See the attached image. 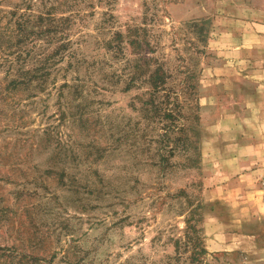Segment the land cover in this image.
Returning a JSON list of instances; mask_svg holds the SVG:
<instances>
[{
	"label": "rangeland",
	"instance_id": "obj_1",
	"mask_svg": "<svg viewBox=\"0 0 264 264\" xmlns=\"http://www.w3.org/2000/svg\"><path fill=\"white\" fill-rule=\"evenodd\" d=\"M0 264H264V0H0Z\"/></svg>",
	"mask_w": 264,
	"mask_h": 264
},
{
	"label": "trees",
	"instance_id": "obj_2",
	"mask_svg": "<svg viewBox=\"0 0 264 264\" xmlns=\"http://www.w3.org/2000/svg\"><path fill=\"white\" fill-rule=\"evenodd\" d=\"M18 26H19V32H22L20 24H18ZM42 30H43V28H41L39 30V33H38L39 35H42L44 33V32H42ZM19 43H20V41L17 42V44H19ZM59 47H57L50 55H47L45 57L43 56V57L38 59L39 60L38 63H40V65L42 66V69H46V67L48 65H51L54 57L61 53V52H59ZM16 67L17 68H16L15 72L19 76H15V77H19V79L16 82H12L13 86L23 85V87L29 88V87L35 86L34 83H36V86H39V87H42L46 84V82H47L46 79L48 78V76L43 75V74L38 75L37 74L38 69H32V70L29 69V70H26L24 74H19L18 72L24 67V65L22 63H19ZM159 79H160L159 74L158 73L155 74V76L153 77V81H152V83H153L152 85H153L155 90L158 89V86L155 83ZM76 81H78V80H76ZM76 89H77V87L74 88V90H76ZM169 117H171V116H169Z\"/></svg>",
	"mask_w": 264,
	"mask_h": 264
},
{
	"label": "crops",
	"instance_id": "obj_3",
	"mask_svg": "<svg viewBox=\"0 0 264 264\" xmlns=\"http://www.w3.org/2000/svg\"><path fill=\"white\" fill-rule=\"evenodd\" d=\"M246 176V175H245Z\"/></svg>",
	"mask_w": 264,
	"mask_h": 264
}]
</instances>
